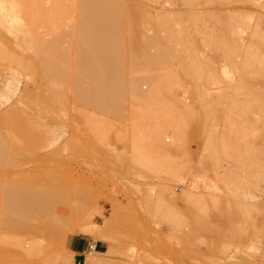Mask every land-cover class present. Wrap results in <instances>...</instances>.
<instances>
[{
    "label": "rangeland",
    "instance_id": "1",
    "mask_svg": "<svg viewBox=\"0 0 264 264\" xmlns=\"http://www.w3.org/2000/svg\"><path fill=\"white\" fill-rule=\"evenodd\" d=\"M60 1V5L58 4L60 7H58L62 10V15L59 16L61 17L59 21L61 22L62 26L60 23H58L59 21L56 23L61 26L60 31L62 30L61 32H65V35L67 33L69 36L66 37L69 38L70 34H72L73 32V25L76 17L75 9L78 7L77 2L79 0H76L77 2L75 0ZM123 1L126 2V5L130 2L128 0H119L117 2H120L118 4L122 6L123 4H121V2L123 3ZM185 1L187 2V0ZM189 1L187 2V4H185L183 0L182 4L179 0H167V2L166 0H139L138 3L135 0V4H132L133 2H130L129 4L130 7L135 5L137 11L140 10L143 15L149 18L152 17L150 19L153 20H162L164 19V17H170V21H172L171 24H174L173 26L175 29L177 27L179 29L180 26L175 27L177 22L173 23L174 21L173 19L171 20V18H174V20L177 21V17L181 15L180 17L183 16V18H185V21H183L184 23H182V25L186 24V21L189 20L188 23H190L187 24V27L189 25L191 28H193H189V33H191L195 28H198L199 31H204L206 35L208 33L214 37L213 38L212 36H210V40H213L212 42H210L213 43L211 44L212 49H207L208 47L203 46L202 44H200V42H198V35L196 36V34L192 32L197 38V47H195L198 48V51H200L198 55H201L200 57L198 56L201 62V86L198 89L199 92L198 90L195 91L190 78L187 75V70H185L186 66L183 67L182 70L180 68L183 63L185 65L189 64V59L187 58L193 55V49L187 44L186 46L187 48H189V52L187 48H184L186 50H184L185 52L177 50V52L183 54L186 52L191 54H188V56L187 53L185 55H182L183 57L185 56V58H183L184 61H182L181 66L176 67L177 62L171 61L173 63L172 65H174L173 67L176 68L178 72V67L180 68L179 81L177 82V84L173 85L175 99L178 103H180L179 101H181L183 105L185 104V106L194 107L197 110V118L195 120L191 119V117L188 118L186 125L182 126L184 129H170L171 127L169 125H165L166 122L163 121V118L161 119L160 117H158L160 118L159 121L157 120L158 118L153 120L154 124L153 121H151V119L148 120V118L146 119V124H143L145 119H136V124L134 122L132 123V121L135 120V118H133V113L134 111L139 110V106H137L132 101V99L130 98L131 94L130 96L128 95V89V92L126 91L125 94L128 97H124L125 99L127 98V100L123 101L125 102L123 106L119 105L121 106V111L119 110L118 106L117 113L119 111L121 112L118 113L119 116H115L116 112H114V110H111L114 113V116L113 113H111L110 116V112L108 113V115L106 112H104L105 110H100L104 112L103 114L106 113V116L101 115V112L96 110L95 107L92 109L91 105L88 104V106H86V104H84V102L82 103V101L75 103L80 100L75 98L76 94L74 93L75 91L72 90L73 84L71 83V80H68L69 77H62L64 82H62V86L61 83L60 85H58L56 83V80L54 82L47 81L48 84H51V82H53L51 84L52 91H60V94L56 93L57 95H59V97H56L55 95L54 97L57 100H54L51 99V97L54 98V94L50 95L49 91H47L48 95L46 94L48 84L44 82V80H42L43 82L41 83L40 80L39 82L38 79H36V76L34 74H31V76H29V79H27L24 77L26 75H23L26 74L24 72L22 74L20 71L19 75L18 72H16L17 74L14 73L15 71L11 72L15 77H17L18 81L13 82L12 90H10V92L8 93V98L10 100H0V116L1 114L3 115V113H7L10 108V111L12 112L13 106V111H16L15 114L18 115L17 112H21V110L15 109V107H18V105L20 106V104L17 102V100L20 99L24 103V105L22 103L21 107H27L24 109L22 107L20 109L24 110L23 112H25L26 115H30L28 117H31L33 121L31 122V119H28L31 123L39 125V128L41 126L40 123L42 124V128H34H37L35 130L38 131L41 130L38 133H40V136L42 134L43 135L41 136L42 138H37L38 140L40 139L39 142L38 140H36V144H38L36 146L37 148L31 145H29V148L32 147L31 149L25 148L27 144L25 147L23 146L22 148H20V143H23V141L19 142L18 139L20 137L18 136L19 138H17V143L16 140H14L15 138L13 137L16 132H13L11 130L12 128L10 129L9 127H6L7 131L9 129V131L11 130L14 133L11 134L14 139H11L12 137L8 135L9 150H11V153L12 151H14L13 154L20 157L23 152H20L21 154H15L16 148L19 149L17 152H19L20 149H23V151L25 149H29V151H31V153L29 154L31 157H33L30 159L29 155L26 154L24 155V158L22 154L21 157L23 156L24 161H21V157L20 160H18L19 162L16 161L17 159H15V161L18 163L14 164L15 167H13L14 165H12V168H14V170L10 168V166L5 167L6 172L8 173V175H10L9 182H16L13 176H17L18 174L20 175V173L22 175L24 171H28L30 177L32 176L31 178H29L32 179L31 181H34V179H36V177L33 178L35 174H39L42 177L43 171L45 172L47 170L46 172L51 174V170L54 171L53 173L58 170L56 174L52 173V176L48 174L49 176L44 175L45 177L43 176L41 179H38L39 183L37 182V180H35L36 182L34 181V184L36 187L38 184L40 185V183L45 181V183H42L44 191L48 189V187L50 189L53 186H55L56 188H61L63 184H57L62 183L59 182V179L62 178L61 181H63V183L66 184L67 187L66 185L63 186V189L61 188L62 190L60 191L57 189V191L59 192H57L56 194H58V198H62L61 200L63 201V203L61 204L63 205V207L61 205H56L61 202H57V198V201L51 200L52 203L48 204V206L52 204V206L49 207L53 209H50L49 207L48 208L50 209V211L52 210L50 214H53L54 207H56V213L60 214L61 212L62 215L63 213L67 214L69 218L63 216V218L66 217V221L63 223H47L45 224L46 226L43 225V227L41 228L36 227V225L42 226L43 224L37 222V219L41 218V220H43L45 219L47 214L49 215V210L47 209L48 212L47 210H45L46 214L42 213L46 215L43 218L41 217L43 216L41 213H34L35 216H37L36 214H38L39 218L36 217V219L35 216H33V213L31 214V218L34 219H31L30 222L32 221L31 223H33L36 221L35 226H33L32 224L33 229L35 230L34 232H32V226H30V228H27V226L31 224L29 221V224L24 228L32 230V233L27 232V230L25 232L23 228L20 230L19 227H9L10 230L13 229L14 231H10L8 229L7 231L10 233L6 234V229L2 227V231L3 229H5L4 232H6L1 233L2 231L0 227V233L3 234L2 240V236L0 235V246L2 244H5L6 247L8 245H12L10 248H6L4 247V245L0 247V261H6V263L4 262L5 264H7V262L9 264H22L21 262H23V264H58L62 260H68L72 258V250L68 248L66 240L69 235L77 234L82 235L86 241H89L92 244L94 243L95 248L90 250L85 249L82 254L75 257L74 253V264H83L85 258L91 256V254L89 253L90 251L97 253L100 252L98 254V264H264V118L260 117L264 114V96H262V90L264 92V78L261 79V82L260 78L257 77L260 71H256L259 69H257L258 65L256 64L255 66H253L254 64L252 65L253 68L249 67L251 65H241V67H237L236 63L239 61L238 57L234 61V66L231 67V69L229 68L230 73H228V75L222 74V60L224 59V56H227V53L230 52H228V50L226 49V54L225 52L223 53L220 51H224L222 47L225 48L226 46H229L228 44L226 45V42L228 43L229 41V37L228 41H224V37L228 36L229 34V29L226 30V28L229 26H224V29L226 30L225 33L223 32V25H225L226 23L222 22L221 20V23H218L219 16L221 18V15L223 14L231 15L232 12H230L229 10L233 9L234 11L235 8L241 9L237 11H240V13L243 12L242 14H245V8L246 12L247 10H249L248 13H253L256 16L262 12L264 14V0H245L244 2L247 1L248 4L244 2L241 3L238 0H236L235 3L228 2V0L227 2L226 0H215L218 2V4H216L217 2L215 3L214 0H203V2L201 0H194L195 2L192 4ZM219 1L221 5L219 4ZM223 1L229 4L225 5V2ZM256 2H258V4ZM261 4L263 7H261ZM129 6L126 7L129 8ZM123 7L124 6H122V8ZM242 8L244 9L243 11ZM237 11L235 13H237ZM234 12L233 14H235ZM227 17L228 16H226V18ZM44 23H47V27L49 29L52 27V25L56 24L54 22L53 24L52 22H50V24H52L50 27L48 26L49 22L46 19L42 21V24ZM222 23L225 24L221 26L220 24ZM44 25H42V28L44 27ZM59 25H56L57 27L54 26V28H60ZM45 27L44 29L41 28L43 30V33H45L46 31L44 35H46L49 31V29H46ZM54 28H51L52 30H50L52 32L56 31V34H53V36H58L59 31L57 30L59 29L56 30ZM220 28L222 29V31L220 30ZM145 31L146 34L151 33L149 32V30ZM50 33L51 32L49 31L46 36L42 37L46 39V37L49 36ZM219 33L221 35L224 33L225 34L221 36L218 35ZM62 35L63 33H61L60 36ZM141 35L140 38L143 36ZM217 36L224 37L220 38V40L222 39V41H219V39L216 40L218 38ZM62 37H64V35ZM47 38L49 39V37ZM58 39L62 40L61 38ZM217 41L219 43L222 42L220 43V45L222 44V46H220ZM64 42L65 41L63 39L61 43L62 45L64 44V46H61V44L60 46L62 48L64 47L68 49V53H71L72 37L69 41L67 40V42ZM214 42L216 44L218 43L217 45H219L222 50L219 49V47H216L217 45ZM144 49L141 51L144 52ZM146 50V53L149 56L155 53V50L152 46H147ZM127 51L128 53H130L129 50ZM23 52H25V54ZM23 52H21L23 53L21 55L22 57L24 55V58H26V54L28 52ZM219 52L221 54L223 53L222 56ZM17 53H19L18 49ZM146 53L144 52V54ZM138 55L139 54L137 53V56ZM230 55L231 53L228 54V56ZM65 59L69 60L67 56ZM66 60L64 63L61 62L64 64L62 65L64 66V68H68L69 66V63H67ZM125 60L126 63L129 62L127 58ZM138 62L139 63L137 64V66L141 64L140 61ZM66 65L68 66L66 67ZM129 65L130 64L127 65L128 67L126 68V70L128 68H130L129 70H131V66ZM125 66L123 67V69L125 68ZM138 67L143 66L139 65ZM146 67L148 69L152 68L149 67V65H146ZM146 67H143V69L141 68V71L139 70L140 76L142 75L141 77H143L144 74L147 73L148 69ZM188 67L190 68V64L186 67V69ZM261 69V74L264 76V67H262ZM126 70L124 69V71ZM132 70L134 69L132 68ZM155 70L156 68L153 70V72ZM183 70H185L184 72L186 73L182 72L184 73L182 74L181 71ZM126 72H124V75L126 74L127 77L128 73ZM135 72H138V70H134V73L132 74L134 75ZM255 72H257V76L255 75ZM7 73L5 71L0 72V88H2L3 77ZM20 74L23 77H20ZM29 74L30 73H28V75ZM136 74L138 75V73ZM67 76H69V73ZM128 76L130 78L131 74ZM259 77L262 78V76ZM129 78H126V80L128 81ZM66 79L68 80L67 82H65ZM140 80L139 82L141 84L142 90L144 92H148L150 89L149 84L146 83L142 78ZM127 81L125 89L127 88ZM82 83L79 84L81 85V88L82 86L85 87L87 84L85 82L86 84L83 83L82 85ZM53 84L57 85V87H61L60 90H57V87L55 90ZM42 85L44 86V88L46 85V89H44ZM48 87H50V85ZM41 89H43V91ZM37 90L40 91L38 92ZM71 90L74 92H72ZM40 92L41 94H43V92L45 94L41 96V94H39ZM25 94L27 95V99H24ZM39 96L44 100H41V98L39 99ZM45 96L47 98H44ZM35 98L40 102H45L46 100L49 107H51L52 109L50 110L49 107L46 108L47 104L43 105L45 104L44 102L43 104L39 105L40 102L38 103L36 101V103ZM243 98H249L250 101L245 104L242 101ZM28 99L29 101L27 102ZM122 100L124 99L122 98ZM233 101H236L238 105H235V108L237 106L236 110H239L237 114V111H234L235 114L232 112L234 106L232 107L231 104ZM33 103L35 104V106L37 104L41 108H43L42 105L45 106V111L43 110L45 114L40 108V117H38L39 115L36 113L38 110L36 112L35 110L39 107H35ZM80 103H82L81 106L83 107H80ZM194 104L196 106H194ZM131 107L134 108V110ZM229 108H231L232 113L230 112ZM32 113H35L38 116ZM227 115L230 119H226L228 120V122L232 120L233 122H236L237 125H242L243 129H232L231 126V128L227 126L232 122L231 121L230 123H228L225 120ZM235 115H237V117ZM243 115L248 117L246 118ZM87 117L90 119L92 117H97L95 119V123L99 121L98 118L100 117V122H103V120L105 121L104 123H102V125L107 124V126H111H109L108 129L106 128V126H102L100 122H98V124L96 125H99L100 127L102 126V128L90 129L88 127L87 129V125L85 127V124H89V119ZM9 118L11 117L9 116ZM39 118L42 119L39 120ZM72 118L73 122L71 121ZM94 118L91 120L93 122H90L92 125L95 124ZM15 120H17L16 123L19 124V118ZM86 120L88 123H86ZM83 121L85 122V124H83ZM148 121H151L152 123H148ZM23 123L24 122L22 121L21 125L25 124ZM156 123H158L159 125ZM1 124L0 132L6 137L7 132L5 129L2 130V128L5 127L1 126ZM12 124L8 123V126ZM43 124H46L44 127L46 129L43 128ZM147 124L154 125L153 129L152 125L150 127ZM13 125L16 124L14 123ZM19 127L23 128L24 126ZM32 127L33 125H31V129ZM13 128L15 130L21 131L22 133L26 130L27 132H24L26 133V135H29L32 132L31 135H34L36 137L39 136L38 134L36 135V133L34 134L33 130L29 132V128L25 130L22 129L23 131L19 128L17 129L16 127ZM18 134L19 132L17 133V135ZM31 135L30 137L28 136V139L30 138L29 140H33V137ZM45 138L47 139V141L44 142ZM11 145L14 150L13 148L11 149ZM13 154L12 157H14ZM228 154L230 155L228 156ZM237 154L239 160L236 156ZM26 157H29L30 160L34 159L32 161L37 162L38 160L40 163L38 162L39 164H37L36 162H34V165H32L33 162L27 163L28 158L26 159ZM35 158L37 160H35ZM12 159L14 161V158ZM41 160L45 162L42 163ZM9 161L11 162V159ZM23 162L27 164H23ZM13 163L14 162H11V164ZM230 167L231 169L233 168V171L237 173L231 171ZM1 170V175L7 174L5 170ZM21 170L24 171L20 172ZM38 170L40 172H38ZM48 170L50 172H48ZM25 173H23V175H25ZM57 174H59L58 176H60L61 178H59ZM50 176L51 178L49 180ZM44 178H48V181L44 180ZM16 180L17 182L22 181L23 183V180L25 179L23 178ZM26 180L27 182L29 181L27 178ZM52 181L54 185L53 183H51ZM55 181H57L58 183H55ZM46 182H48V184L50 182L51 185L49 184L48 186ZM10 183L9 185H14L13 183ZM19 184L20 183H18V185ZM20 185L19 188L24 187H20ZM32 185H30L29 183V186L33 187ZM16 187L18 186L16 185ZM186 194H189L193 198V200H187L185 196ZM41 220L39 219V221ZM88 223L96 225L102 232H100V234L93 233L94 235L78 232V229L81 225H87ZM17 228H19V231ZM36 229L38 230L36 231ZM13 232L16 233L12 234ZM24 232L26 233V235ZM17 233L18 235H16ZM35 233H37L38 235ZM4 234H6V236ZM17 236L18 240L20 239L21 243V246L19 243L20 250L17 244L18 240H16ZM35 236H39V238ZM8 237L10 240H8ZM4 238L8 242L10 241L9 244L8 242L7 244L2 242H6ZM35 239L38 242L40 241V245H42V242H45L44 247H42V245L41 248L39 246L38 249V247H36L38 245L35 244L34 246L37 248H35V254H33L31 248L29 249L31 250L30 252L29 250L28 252L25 251V249L22 250L25 245L29 247V244H31V242L32 244L35 242L38 243ZM13 240H15L16 243H13ZM46 245L47 248H45ZM43 248L45 249L43 250ZM5 249H12L11 252L9 250V252L12 253V257H14V253L18 255L19 252L20 255L17 256V260L15 257V259L9 258L11 255ZM2 250H4L5 253L9 255H7L8 258L3 257L5 254H3L4 251L2 252ZM39 250L40 252L37 253V256L36 252ZM42 251L43 253H41ZM26 252L29 253L30 257H26L28 256ZM22 253L25 257L21 255ZM40 253L43 254V256H41ZM1 254L3 256H1ZM50 254H52L53 257ZM92 255L94 254L92 253ZM57 256H59L60 258H58ZM22 257L25 259H22ZM2 261L0 264H4ZM10 261L12 263H10Z\"/></svg>",
    "mask_w": 264,
    "mask_h": 264
},
{
    "label": "bare ground",
    "instance_id": "2",
    "mask_svg": "<svg viewBox=\"0 0 264 264\" xmlns=\"http://www.w3.org/2000/svg\"><path fill=\"white\" fill-rule=\"evenodd\" d=\"M64 1H69V0H64ZM79 1L77 2L78 7L77 8L75 7L76 9L74 8L75 12H76V17H75V21H74V25H73V32H72V34H70V37L68 38V37H66V36H69L67 33L65 35L64 34L65 32H61L62 30L60 31L61 26H62L61 22L59 21V19L61 18L59 16L62 15L61 14L62 10L59 8L60 7L59 2H61L60 0H0V72L1 71H5L6 73L8 72L7 74H5V76L3 77V80H2V88H0V100H3V101H5L7 99L10 100L8 98V96H9L8 93L10 92V90H12L13 82L18 81L17 77H15L14 74L11 72L15 71L14 72L15 74H17L16 72H18V75H19V73L21 71L22 74H23V72L26 73V74H23L26 76L28 75V73H30L27 77L24 76L27 79H29V76H31V74L32 75L34 74L36 76V79H38V81L40 80L41 83L43 82L42 80H44V82H46L47 84L50 81L54 82L56 80V83L58 85H60V83H61V86H62V82H63L62 77H64V78L69 77L68 80H71V83L73 84L72 90H74L75 92L72 90L71 91L76 94L75 98L80 100V101L76 100L77 102H75V103L82 101V103L84 102V104H86V106H88V104L91 105L92 109L95 107L96 110H98V111L105 110L104 112H106L107 114L110 112L109 113L110 116H111V113H113L112 112L113 110H114V112L117 113L119 105L123 106V104L125 103L123 101L127 100V98L125 99L124 97L125 96L128 97L127 95H125L126 91L128 89V91H129L128 95L130 96V94H131L130 98L132 99V101L137 106H139V110L134 111L133 118H135V120L136 119L137 120H140V119L144 120L145 119L143 124L147 123L146 122L147 118H148V120L151 119V121H153V120L157 119L158 117H160L161 119L163 118V121L166 122V124L164 123L165 125H169L171 127L170 129H184L182 126L186 125L188 118L191 117V119L195 120L197 118V116H196L197 110L194 107H188V106H185V104L183 105V103H181V101H179L180 103L177 102V100L174 97L173 85L177 84V82L179 81L180 68L182 70L183 67H185V66L187 67L190 64V68L188 67L189 69L188 68L186 69V67H185V70H187V75L190 78V81H191L195 91H197L199 89V87L201 86V83H200V68H201L200 64H201V62H200L199 57L201 55L200 56L198 55L200 51H198L197 50L198 48H196L197 47V45H196L197 38H198V42H200V44L208 47L207 49H212L211 44H213V43H210L213 41V40L212 41L210 40V38H211L210 36H212V35H210L208 33L206 35L204 33V31L202 32V31H199L198 28H195L194 30H192V32L195 33L196 36L198 35L196 38V36H194V34L191 32V30H190L191 33H189V28H191L189 25L187 27V24L190 23V22L188 23L189 20L186 21L187 23L185 22L186 24L182 25V23H184L183 21H185V18H183V16L180 17L181 15L177 17L178 19L176 18L177 21L174 20V18H171V20L173 19V21H174L173 23L177 22L175 27L180 26L179 29H178V27L176 28L177 30L174 28V26H173L174 24H171L172 21H170V17H164V19H162V20L161 19H158V20L150 19L152 17L149 18V17L143 15L139 9H138L139 11H137L136 10L137 8L135 5H133L132 7L129 6L130 2H133L132 4H135V2H134L135 0H128L130 2L127 5H126V2H124V1H123V3L121 2V4H123L122 6H124L123 8L121 5L118 4V3H120V2H117L119 0H117V1L116 0H79ZM136 1L138 3L139 0H136ZM179 1H181V3H182L183 0H179ZM188 1L189 0H187V2ZM192 1L190 0L189 2H191V4H192L196 0L195 1L192 0ZM201 1L203 2V0H201ZM220 1H219V4H220ZM235 1L236 0H234V1L228 0V2H233V3H235ZM238 1H240L242 3L245 0H242V1L238 0ZM247 1L244 3L248 4ZM251 1H253V0H251ZM166 2H167V0H166ZM187 2L184 0L185 4H187ZM214 2L216 3L217 1L214 0ZM223 2H225V1H223ZM226 2H227V0H226ZM226 2H225V5L229 4ZM236 3H238V2H236ZM256 3L258 4V2H256ZM216 4H218V2ZM126 6H129V8H127ZM261 7H263L262 4H261ZM235 10L237 11V10H241V9L235 8ZM243 10L244 9L242 8V11ZM245 10H246V8H245ZM245 10H244L245 14H242L243 12L240 13V11L239 12L237 11V13H235L236 11L234 12L233 9H231V10H229L230 12H232L231 15H229L227 13L228 15L223 14L225 16L221 15V18H220V16L218 17V19H219L218 23L220 22V20L222 22L226 23V24L225 23L220 24L221 26L223 24H225V25H223V32L226 33V30L229 29L228 30L229 32L228 31L227 32L230 34V36L228 33H227L228 36H225L227 38H225L223 36L225 39V40L223 39L224 41H228V37H229L228 43L226 42V45L228 44L229 46L227 47L225 45L227 48L222 47L224 49V51H223L220 48V46H222V44L220 45V43H222V42L219 43L217 41L220 46L217 45L218 43L217 44L215 42L214 43L217 45V46L215 45L216 47H219V49L222 50L220 52H223V53L225 52V54H226L227 53L226 50H228V52L231 53L230 56H228V54H230V53H227V56L223 55L224 59L222 60V64H221L222 65L221 66L222 74L228 75V73H230L229 68L231 69V67L234 66V61L238 57L239 61L236 63L237 67L238 66L241 67V65H243V66L251 65L249 67H252L253 64H254L253 66H255V64L258 65L257 69L259 68L260 70L258 69L256 71L257 72L260 71V72L258 73V76L256 75L257 72H255V75L258 78H260V80H261L264 78V76L261 74V70H262L261 68L264 67L263 66L264 65V14L262 12L256 16L253 13H248L249 10H247V12ZM233 12L235 14H233ZM172 13H173V11H172ZM232 14H233V16H232ZM176 15H177V13H176ZM226 16H228V17L226 18ZM229 16H230V18H229ZM54 18L57 21H55ZM222 18H224V19H222ZM45 19L48 20L49 24H50V22H52V24H53V22L56 23L59 21L58 23H60L61 26L58 23H56L55 25H52V24L49 25L48 24V26H50V27L52 25V27H51L52 29L54 28V26L57 27L56 25H59L60 28H54L56 30L59 29V30H57V31H59L58 36L57 35L53 36V34H56V31L52 32L51 31L52 29L50 28L51 29L50 30L47 27V23L46 24L44 23L45 25L42 24V21H44ZM146 23H148L149 25ZM42 25H44V27L46 26L45 28L46 29L48 28L49 31L51 32L50 33L51 36H50V34H49V36H47V37H49V39L47 37H46V39H44L42 37V36H46L49 33V31H48V33L46 35H44L46 33V31L44 30L45 33H43L42 29H44V27L42 28ZM224 26L225 27L229 26V27H227L225 30ZM191 29H193V28H191ZM145 30H149V32H151V33L148 32L149 34H146ZM220 30L222 31L221 28H220ZM223 32H220V33H223ZM61 33H63L64 37H62L63 35L60 36ZM220 33L218 35H221ZM224 34H222V35H224ZM140 35L142 36L141 38H140ZM55 36H57V37H55ZM221 36L220 37L217 36L218 38L216 40L219 39V41H222V39L220 40V38H223ZM71 37H72V45H71L72 48H71V53H68V51H67L68 49L61 47V46H64V44L62 45L63 42L61 43V41H63V39H64V41L67 42V40L69 41L71 39ZM51 38H53V39H51ZM58 38H61L62 40H60ZM60 44H61V46H60ZM187 44H188V46H190L193 49V52H192L193 55L191 57L189 56L188 58H187V56L189 54L188 53L189 48H187V46H186ZM147 46L148 47L152 46L154 48L155 53L153 55H151V56L147 55V53H146V51H147L146 47ZM223 46H224V42H223ZM184 48L185 49L187 48V50H188V52H186L187 53L186 58L189 59V64L185 65L183 63L181 66L182 61H184L183 58H185V56L183 57L182 55H185L186 53L183 54V53L177 52V50L184 51L185 50ZM17 49H18L19 53H17ZM143 49H144V52L146 54H144V52L141 51ZM127 50H129L130 53H128ZM23 51L28 52L26 54L27 55L26 58H24L25 57L24 55H23V57L21 55L23 53L25 54V52H23ZM125 51H127V52H125ZM135 51H137V52H135ZM21 52H23V53H21ZM125 53H127V54H125ZM137 53L139 54L138 56H137ZM69 54H70V56H69ZM222 54L220 53L221 56H222ZM189 55H191V54H189ZM66 56L69 58V60L65 59ZM141 57H142V61H141ZM126 58L129 61L127 63L125 60ZM143 59H144V61H143ZM65 60L67 61V63H69V66L66 65V67L68 66V68H64V66H62V65H64L63 63L65 62ZM138 61H140L141 64H145V65L139 64L140 66L146 67V65L147 66L149 65V67H152L151 69L150 68L148 69L146 67L148 69V71H150V72L147 71V73L144 74L143 77H141L142 75L140 76V74H139L140 73L139 70L141 71L143 69V67H138L139 65L137 66V64L139 63ZM171 61L177 62L176 67L181 66L180 68L178 67L179 72L176 70V68L173 67L174 65H172L173 63ZM61 62H63V63H61ZM67 63H65V64H67ZM125 63L127 65L130 64L129 66H131V70H129L130 68H128L126 70V68L128 66ZM124 66H125L124 69L128 72L124 71V69H123ZM132 68L135 71L138 70V72H135L134 75L132 74V73H134V70H132ZM155 68H156V70L153 72V70ZM64 69H66V70H64ZM68 69L70 72L68 71ZM185 70L181 71V73L184 72ZM123 71L128 73V75L131 74L130 78L128 75L126 77V74L124 75ZM130 71H133V72H130ZM263 71H264V69H263ZM9 72H10V74H9ZM68 73H69V76H67ZM136 73H138L139 76ZM184 73H186V72H184ZM184 73H182V74H184ZM21 76L22 75L20 74V77ZM259 76H262V78ZM124 77L129 78L128 81ZM30 78H32V77H30ZM34 78H33V80H34ZM139 78L140 79L142 78L146 83L149 84L150 89H149V91L147 90L148 92H144L142 90V87L140 84L141 80ZM60 80H62V81H60ZM68 80L66 79L65 82H67ZM139 80H140V82H139ZM126 81H127V86H126L127 88L125 89ZM53 82H51V84ZM82 82L83 83L86 82L87 84L85 83L86 86L85 87L82 86V88H81V85H79V84H81ZM261 82H262V80H261ZM263 82H264V80H263ZM83 83H82V85H83ZM51 84L47 85L46 94H47V91H49L50 95L54 94L53 97L55 95H56V97H59V95H57V94L58 93L60 94V91H52V89H51L52 85ZM46 85H45V88L43 85H42V87L44 89H46ZM49 85H50V87H48ZM263 85H264V83H263ZM53 86H54V89L56 90L57 85L53 84ZM60 88L61 87H57V90H60ZM41 90L43 91V89H41ZM200 90H201V88H200ZM124 91H125V93H124ZM41 92L39 94H41ZM198 92H199V90H198ZM43 94H45V93L43 92ZM43 94H41V96ZM75 94H73V95H75ZM123 94H124V96H123ZM262 94H263L262 96H264L263 90H262ZM26 96L27 95L25 94L24 99H27ZM40 98H41V100H44V99H42V97L39 96V99ZM44 98H47V97L45 96ZM122 98L124 100H122ZM202 98H204V97H202ZM51 99L55 100L56 98L51 97ZM18 100H20V99H18ZM18 100H17V102L20 104V106L17 104L19 108L16 106L15 109L21 110V112L20 111L17 112L19 116L17 114H15L16 111L15 112L13 111L14 106L12 108V112L10 111L11 110V108H10V110H8L7 113H5V114L3 113V115L1 114L0 122L2 124L1 123L0 124H1V126L5 127V128H2V130L5 129L7 132L6 135L7 136L10 135L11 137H12L11 134H14L13 132H16L15 133L16 135L14 134V136H13L15 139L13 137L11 139L16 140V142H17V138L20 137L19 139H21V140L18 139V141L19 142L23 141V143L22 142L20 143V148H22L23 146L25 147L26 144H27V146L25 148H29L30 147L29 145L36 147L38 145V144H36V140H38L37 138L41 137L43 134L40 136V133H38V132L41 130H39V131L35 130L37 128H34V127H38L39 125H37L35 123H31L33 120L31 117H28L30 115L29 114L26 115V113L23 112L24 110L20 109L23 107V106L21 107V105L23 103L22 100H20V101H18ZM28 101H29V99L27 100V102ZM36 101L38 103L40 102L38 99L35 98V102ZM242 101L246 104L250 101V99L249 98H243ZM43 102L41 101L39 105L43 104ZM44 103L45 104H43V105H46V104L48 105L46 100ZM82 103H80V107H83V106H81ZM198 103H201V102H198ZM23 105H24V103H23ZM29 105H31V104H29ZM43 105H42L43 108H41L37 104H36V106L34 104L35 107H37V108L39 107L38 109L35 110V112L37 110L39 111V112L38 111L36 112L39 116L35 113H32V114H35L38 117H40L39 113L41 112V110H39V109L41 108L42 112L45 111V108H44L45 106H43ZM47 105H46V108L49 107V105L48 106ZM235 105H237V103H236V101H233L231 104L232 107L234 106V108L232 109L233 110L232 112L234 113V111L235 112L237 111L236 112V114H237L239 111L238 109L236 110L238 105L236 106V108H235ZM263 105H264V103H263ZM121 106H119V110L121 109ZM194 106H196V105L194 104ZM24 108H27V107L25 106V107H23V109ZM49 108H50V110L52 109L51 107H49ZM61 108H63V107H61ZM132 109L134 110V108H132ZM229 109L231 112V108H229ZM120 111L118 113H121ZM100 112H101V115L107 116L106 113L103 114L104 113L103 111H100ZM116 113H115V116L116 115L119 116V114L118 113L116 114ZM22 114H23V116H22ZM44 114H45V112H44ZM194 114H195V116H194ZM245 114H246V112H245ZM247 114H249V113H247ZM9 116L11 118H9ZM113 116H114V113H113ZM118 116H116V117H118ZM131 116H132V114H131ZM235 116L237 117V115H235ZM244 117L247 118L248 116H244ZM260 117L264 118V114ZM18 118H19L18 123L20 125L17 124L16 123L17 120H15ZM28 118L31 119V122ZM42 118H39V120H41ZM93 118L94 117H92L91 119L88 118L89 124L92 127L89 124H85V122L83 121V124H85V127L87 125V129H88V127L90 129L91 128L92 129L93 128L98 129V128H102L103 125L106 126V128L111 126V125L107 126V124L102 125V123H104L105 121L103 120V122H100V119H101L100 117L98 118V120H99L98 122H100V124L102 126L100 127L99 125H96V124H98V122L95 123V119L97 117L94 118L95 124L93 123L94 125H92L90 122H93V121H91ZM160 118H158L157 120L159 121ZM226 119H229L228 115L225 118V120ZM252 119H254V118H252ZM11 120H13V121H11ZM28 120H29V122H28ZM135 120L132 121V123L137 122V120L136 121ZM22 121L25 123V124L23 123L24 125H21ZM43 121H44V119H43ZM71 121L73 122V118ZM151 121H148V123H150ZM226 121L228 122V120H226ZM12 122H13V124L15 123L16 125H13ZM230 122H228V123H230ZM8 123H10L12 125L8 126ZM26 123H27V125H26ZM28 123H30V124H28ZM86 123H88L87 120H86ZM153 124H154V121H153ZM156 124H158V123H156ZM159 124H160V122H159ZM31 125H33L32 129H31ZM40 125H41L40 128H42L41 123H40ZM45 125L43 126V128L45 127ZM151 125L149 124L148 126L151 127ZM19 126H22V127L24 126V127L21 128ZM153 126L154 125H152V129H153ZM227 126H229V127L231 126L232 129H243L242 125H237L236 122H233V121L231 122V124H229ZM6 127H9L10 129L12 128L11 130L13 132L11 130H10L11 131L10 132L9 129L7 131ZM13 127H16L17 129L19 128L21 130L22 129L25 130V129L29 128L28 129V131L30 130L29 132H31V130H33L34 134L36 133V135L38 134L39 136L36 137L34 135H31L32 132H31V134L26 135V133H24L26 130L25 131L22 130L23 131V133H22L19 130H15ZM47 127H49V126H47ZM40 128L38 127V129H40ZM44 129H46V128H44ZM103 129H104V127H103ZM18 132H19V134L17 135ZM22 135H23V137H22ZM30 135L33 137V140H29L30 138L28 139V136L30 137ZM7 136L5 137L0 132V170L2 168H3L2 170H5L6 166H10V168H12V165L19 162L18 160H20V157L22 154H23V156L28 154L30 159L33 158L29 154V153H31V151H29V149H31L32 147L27 149L28 151L25 148H24L25 149L24 151H23V149L22 150L20 149L19 152H17L19 149L16 148L15 154L16 153L21 154L20 152H23L20 155V157L17 155H14L13 154L14 151H12V153H11V150H9V136L8 137ZM15 136H17V137H15ZM34 137H36V138H34ZM43 138H44V136H43ZM39 140H38V142H39ZM29 141H30V143H29ZM45 141H47L46 138H45L44 142ZM12 148L13 147L11 145V149ZM39 149H40V147H39ZM13 150H14V148H13ZM9 153H11V154H9ZM12 154L14 157H12ZM229 155L230 154H228V156ZM241 155H243V154H241ZM23 156L21 157L22 158L21 161H24L25 156H24V158H23ZM236 156L238 157V154ZM15 157H18L19 159L15 158ZM29 157H26V159L28 158L27 163L33 162L32 165H34V162H36V161H32L34 159L30 160ZM12 158H14V161ZM36 158H35V160H37ZM240 158H241V156H240ZM10 159H11V162H14L13 164H11V162L9 161ZM15 159H17L16 161H18V162H16ZM43 160H41L42 163L45 162ZM238 160H239V157H238ZM38 162L39 161L37 160L36 163L39 164L40 162L39 163ZM20 163H22V162H20ZM24 163L25 162H23V164ZM27 163H25V164H27ZM9 164H11V165H9ZM19 165H21V164H19ZM22 166H24V165H22ZM13 167H15V165ZM12 169L14 170V168H12ZM8 170H9V168H8ZM230 170L233 171V168L231 169V167H230ZM23 171L21 170L20 172H23ZM46 171L42 172V177L44 175H46V176L51 175L52 176V173L54 172L51 170L52 173L50 174V173H47ZM57 171L58 170H56V172ZM5 172H6V170H5ZM38 172H40V171L38 170ZM48 172H50V171L48 170ZM56 172L53 174H56ZM9 173H10V171H9ZM23 173H25V175H23ZM23 173H22V175L20 173V175L18 174L17 176H15V175L13 176L15 178L16 182H17L16 179H18V180L23 179V178L25 179V180H23V183H22V181L17 182V183L14 181H12V182L10 181L14 185H9V183H10L9 182V176L10 175H8V173L7 174L4 173L5 175H1V173H0V227H1V231H2V227L5 228L6 231L8 229L10 230V228L19 227L20 230L23 228V230L25 232H26V230H27V232H31L33 230L32 232H34L35 229H33V226L36 225L35 224L36 221L34 220L35 222H33V223H31L32 221L30 222L31 219H34V218H31V216H32L31 214L33 213V216H35L34 213H36V212H38V214H40V213L46 214L45 210H47V209L49 210V215L47 214V216H46V215L42 214L43 215V216H41L42 218L44 216H46L45 219H43V220H41V218L38 217V214H36L37 216H35V219L37 217L41 220V221H39V219H37V222H39L40 224L43 223L42 226L36 225V227L41 228V227H43V225H45L47 223L53 224V223L65 222L66 217L69 218V216H67V214L63 213V215H62L61 212H60V214L56 213V211H55L56 207H54L53 214L55 212V214H57V215L54 214L55 215L54 216L52 213H51L52 214L51 215L50 212H52V210L50 211V209H53V208H51L49 206H52V204L48 206V204L52 203L53 200H56L58 198V194H56V193L59 192L60 190H62L63 189L62 187L66 185L63 183V181H61L62 178L60 176H58L59 174H57V176L59 178H61V179H59V182H62V183H58L57 182L58 180L55 181V183L57 182L58 183L57 185L63 184L62 187L60 186L62 189L59 188L58 186H57L58 188H56L55 186H53V187L50 186L51 188H56V189H51V188L49 189V187H48L49 190L45 188L47 191L46 190L44 191L42 183H45V181L42 182L43 179L41 181L42 183H40V185L38 184L39 187H38L37 183H36V185H37L36 187L34 184L36 182L35 180H37V182H38V179L42 178L39 174H35V176L33 177V178L36 177V179H34V181H35L34 182V181H31L32 179H30V178L32 176L30 177V175L28 174V171H24ZM234 173H237V172H234ZM2 174H3V172H2ZM36 175L37 176L39 175L38 177H40V178H38ZM230 175H232V174H230ZM51 176L49 177V180H50ZM53 177H54V175H53ZM26 178L29 180L28 182L30 183V185L34 184V185H32L33 187L29 186V183L27 182ZM44 180L48 181V178L47 179L44 178ZM53 180H54V178H53ZM24 181H26L27 183ZM18 183L21 184V185L19 184L20 187H23V186L24 187L19 188ZM24 183L27 185H25ZM46 183L48 184V182H46ZM51 183H53V181ZM49 184H50V182H49ZM49 184H48V186H49ZM16 185L18 187H16ZM53 185H54V183H53ZM40 186L43 190L40 188ZM66 187H67V185H66ZM24 188H26V189H24ZM57 189L59 191H57ZM63 193H64V191H63ZM185 196H186L187 200H189V201L193 200V198L189 194L188 195L186 194ZM61 199L58 198V201L56 200L57 202L61 201L59 204H56V205H61L63 207V205L61 204V203H63V201ZM60 209H63V208H60ZM48 210H47V212H48ZM63 216H66V217L63 218ZM28 221L31 224H29ZM32 224H33V226H32ZM26 226H27V228H30V226H32V228H31L32 230L24 228ZM36 227H34V228H36ZM19 228H17L18 231H19ZM5 229H3V231L1 233H3ZM11 230H13V229H11ZM37 230L38 229H36V231ZM16 232H13L12 234H14ZM78 232H82L83 234L86 233V234L94 235L97 233L100 234V232H102V231L99 230L96 225H94L92 223L91 224L88 223L87 225L86 224L81 225L78 229ZM1 233H0V235L2 236V238L1 237L0 238L2 240L3 234H1ZM7 233H10V232L7 231L6 234ZM18 233L16 235H18ZM6 234H4V235L6 236ZM35 234H37V233H35ZM9 235H11V234H9ZM25 235H26V233H25ZM45 236H47V235H45ZM32 237H34V236H32ZM35 237L39 238V236H35ZM6 239H7V237H6ZM4 240H5V238H4ZM8 240H10L9 237H8ZM16 240H18V236H17ZM5 241L6 242H4V241H2V242L7 244L8 241L7 240H5ZM9 242H8V244H9ZM13 243H16V241L13 240ZM19 243H20V239L17 241L18 248H19ZM44 243L45 242H42V245H43L42 246V245H40V241L38 243L35 242L33 244L31 242V244H29V247L25 245L28 248H26L25 246L23 247V245H22V247H23L22 250L25 249V251L28 252V250L31 248L33 254H35V248L38 247V249H39V246H40V248H41V246L44 247ZM35 244L38 246L35 247L34 246ZM3 245H4V247H6L5 244H2L0 247H2ZM47 245L45 248H47ZM11 246L12 245H8L7 247L10 248ZM20 246H21V243H20ZM49 247H51V246H49ZM45 248H43V250ZM5 250H7V249H5ZM9 250H7L8 253H10L12 249L10 250V252H9ZM19 250H20V248H19ZM22 250H21V252H22ZM3 251L4 250H2V252ZM30 251L31 250H29V252ZM38 252H40V250L36 252V255ZM41 253H43V251ZM45 253H46V251H45ZM89 253L91 254V256L86 257L83 264H98V262H99L98 254L100 252L97 253V252L90 251ZM92 253L94 255H92ZM3 254H5V255L3 256L1 254V256L8 258L7 257L8 254H6L5 251ZM11 254L12 253H10V255ZM27 254H28V256H26V257H30L29 253H27ZM52 254H53V252H52ZM52 254H50V255L52 256ZM55 254H56V252H55ZM73 254H74V252L72 251V255H71L72 258H70L68 260H62L58 264H74ZM15 255H16V253H14L13 256L17 260V256L20 254L18 252V255H16V256ZM21 255H23V253ZM41 256H43V254H41ZM14 257H12V255H11L9 258H14ZM57 257L60 258L59 256H57ZM47 258H48V256H47ZM22 259H25V258L22 257ZM49 260H50V258H49ZM51 260H53V259H51ZM1 261H0V263H1ZM29 261H30V259H29ZM4 262L6 263V261H4ZM17 262H19V261H17ZM10 263H12V262L10 261ZM21 263L23 264V262H21ZM7 264H9V263L7 262ZM145 264H148V263H145Z\"/></svg>",
    "mask_w": 264,
    "mask_h": 264
},
{
    "label": "crops",
    "instance_id": "3",
    "mask_svg": "<svg viewBox=\"0 0 264 264\" xmlns=\"http://www.w3.org/2000/svg\"><path fill=\"white\" fill-rule=\"evenodd\" d=\"M87 242L89 241H86L82 235L77 234L69 235L66 240L68 248L75 253L74 257L84 252Z\"/></svg>",
    "mask_w": 264,
    "mask_h": 264
},
{
    "label": "built area",
    "instance_id": "4",
    "mask_svg": "<svg viewBox=\"0 0 264 264\" xmlns=\"http://www.w3.org/2000/svg\"><path fill=\"white\" fill-rule=\"evenodd\" d=\"M93 248H95V244L94 243L92 244L91 242H87L85 249L90 250Z\"/></svg>",
    "mask_w": 264,
    "mask_h": 264
}]
</instances>
